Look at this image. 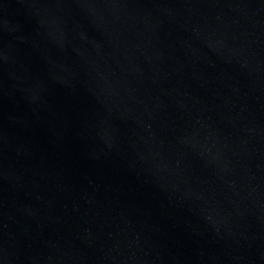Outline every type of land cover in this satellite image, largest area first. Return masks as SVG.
<instances>
[{
	"label": "water",
	"instance_id": "water-1",
	"mask_svg": "<svg viewBox=\"0 0 264 264\" xmlns=\"http://www.w3.org/2000/svg\"><path fill=\"white\" fill-rule=\"evenodd\" d=\"M0 264H264V0H0Z\"/></svg>",
	"mask_w": 264,
	"mask_h": 264
}]
</instances>
